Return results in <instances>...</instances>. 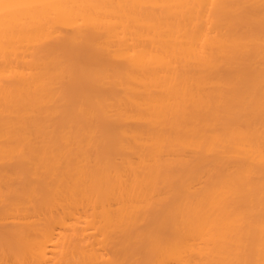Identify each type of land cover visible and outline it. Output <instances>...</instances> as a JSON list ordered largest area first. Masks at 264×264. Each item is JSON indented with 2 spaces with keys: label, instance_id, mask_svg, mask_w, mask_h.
Instances as JSON below:
<instances>
[{
  "label": "snow or ice",
  "instance_id": "snow-or-ice-1",
  "mask_svg": "<svg viewBox=\"0 0 264 264\" xmlns=\"http://www.w3.org/2000/svg\"><path fill=\"white\" fill-rule=\"evenodd\" d=\"M101 9L115 11L107 19L127 16L148 25L157 16L184 9L207 24L157 54L167 72L161 84L137 83L139 91L118 103L106 95L125 82L112 83L114 67L134 69L133 75L143 81L163 70L155 61L134 63L144 50L155 52L137 32L149 38L156 29H134L119 41L102 44L107 33L101 35L90 22ZM49 32L59 35L31 49V67L16 62L21 36L35 37L39 44ZM84 47L96 49L97 58L79 60L76 54ZM117 48L122 49V61L114 58ZM223 65L231 71L222 88L215 95L205 94L198 87L199 78ZM22 75L37 90L42 82L54 80L61 93L55 114L35 115L30 132L21 130L19 110L7 99ZM0 89L6 93L0 147V264H46L35 258L33 236L23 224L53 205L90 200L98 190L119 198L114 206L152 201L156 209L129 231L127 246L134 258L109 264H193L187 247L193 239L205 257L198 264H264V0H0ZM169 123L174 128L171 142L187 161L182 170L170 160L165 163L164 154L152 155L151 148L141 153L148 165L132 171L120 164L121 156L135 148L122 129L140 127L155 139L160 125ZM198 159L215 163L201 167ZM218 191L230 197L216 211L192 214V208L205 210L209 194ZM120 214L115 210L110 216L117 219ZM92 227L105 236L102 215ZM100 254L108 253L96 251L93 244L60 264H101L96 258Z\"/></svg>",
  "mask_w": 264,
  "mask_h": 264
},
{
  "label": "bare ground",
  "instance_id": "bare-ground-1",
  "mask_svg": "<svg viewBox=\"0 0 264 264\" xmlns=\"http://www.w3.org/2000/svg\"><path fill=\"white\" fill-rule=\"evenodd\" d=\"M76 2H89L97 4H122L134 2H166L174 4H189L203 3L207 0H76ZM228 2V0H226ZM114 10L101 9L97 11L95 17L90 18V22L98 26L101 35L107 33V38L101 43L111 41H119L125 36V33L131 34L134 29H143L151 26L156 29L153 37L145 38L140 32H137L138 37L145 39V42L150 44L155 52L144 50L146 54L138 55L135 60L136 65H142L155 61L161 64L162 69L155 72L148 78L147 81L140 80L139 77L133 75L134 69L123 66L114 67L117 81V87L110 88L106 95L110 96L116 102H121L127 98L128 93H136L139 89L134 85L137 83H146L147 85L156 86L161 84L167 78L166 69L163 68V60L158 57V53L166 51V46L170 43L178 44L188 32H198L201 25L207 24L206 20L196 19L190 12L184 9H175L164 17H155L150 25L144 21L129 19L127 16H120L116 19H107V17L115 16ZM215 28V24L212 25ZM58 33L49 32L45 35L41 43H37L35 37H20V47L16 53V62L22 67H31L34 63L33 47H42L44 43H52ZM51 51V49L49 50ZM122 49L113 50L114 58L122 61ZM77 58L85 63L91 62L97 58L99 52L94 48L84 47L77 52ZM186 58V57H185ZM231 69L227 65L217 66L215 69H210L207 75L199 78L198 87L205 90L207 95H215L216 90L223 86L225 74ZM123 93V95H117ZM61 93L54 82L44 81L41 83L39 90L34 85L29 83L28 77L22 75L20 82L14 86L7 99L13 103L19 110V126L22 131L30 132L28 127L29 122L33 120L35 115L47 112L55 114V110L61 103ZM6 102V93L0 89V147L3 141L4 129V107ZM174 128L171 123L161 124L155 139H152L151 133H146L143 128L136 127L132 129H122L121 134L129 139L135 148L126 151V154L121 156L120 164L129 168L132 171L139 167L148 165V161L141 158V153L145 149H153L152 155L164 154L165 163L169 160L175 164L178 170H182L187 161L181 156L180 147L171 142V134ZM256 161L259 163V155L256 156ZM159 163V161H154ZM198 165L201 167H210L215 162L211 160L198 159ZM257 175L259 173L257 172ZM3 177V170L0 168V178ZM160 190H157V196ZM230 197L227 191H218L209 194L207 207L205 210L192 208L190 211L193 215L199 216L202 211L210 215L217 210L220 203ZM119 198L106 192L98 190L90 200L80 199L78 201H66L63 204L53 205L47 208L43 214H35L33 218L26 221L23 227L33 236L32 245L34 248V256L36 259L51 264H60L62 261L73 258L81 254L83 249H92L93 244L96 246V251H106L108 254H100L96 258L101 264H109L114 259H129L134 258L132 250L127 246V237L129 231L142 224L145 219L150 218L149 214L154 215L156 212L153 207V202L148 201L143 204H126L120 206L119 203L113 204L114 200ZM106 201V203H105ZM99 203V207L97 204ZM119 210L120 216L117 219H112L110 213ZM258 212V209H257ZM104 217V225L107 229L104 237H100L93 225L96 224L99 216ZM4 230V214L0 211V233ZM193 264H198L205 257L202 253L196 250L195 239L187 246ZM0 258H3L0 256ZM175 258V257H170Z\"/></svg>",
  "mask_w": 264,
  "mask_h": 264
}]
</instances>
